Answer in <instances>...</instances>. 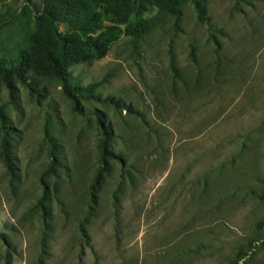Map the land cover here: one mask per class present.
Returning a JSON list of instances; mask_svg holds the SVG:
<instances>
[{"label":"rangeland","instance_id":"obj_1","mask_svg":"<svg viewBox=\"0 0 264 264\" xmlns=\"http://www.w3.org/2000/svg\"><path fill=\"white\" fill-rule=\"evenodd\" d=\"M41 2L6 0L0 21ZM208 17L153 10L142 40L72 67L97 85L81 112L56 79L39 101L0 83L18 168L0 158V264H264V0H208ZM100 122L116 159L96 185Z\"/></svg>","mask_w":264,"mask_h":264},{"label":"trees","instance_id":"obj_2","mask_svg":"<svg viewBox=\"0 0 264 264\" xmlns=\"http://www.w3.org/2000/svg\"><path fill=\"white\" fill-rule=\"evenodd\" d=\"M5 1L0 0V5ZM187 2L193 4L199 21H209L208 0H42L38 12L30 3L24 4L0 21V83L12 97L17 85H22L39 101L42 97L40 81L56 79L75 111L81 112L80 100L95 98L97 85L82 86L71 68L104 58L121 36L142 40L152 29L147 15L153 10L180 20L182 7ZM61 26L65 27V32ZM171 66L176 70L174 57ZM114 105L118 107L119 103ZM99 124L103 140L96 185L107 173L110 160L116 159L108 149L109 132L102 122ZM0 129V158L15 179L18 168L13 142L17 130L3 112L0 113ZM46 131L51 140L49 128ZM50 143L49 172L54 173L59 168V155L55 143L52 140ZM260 199L264 201V187ZM247 256L246 253L238 255L234 264H243Z\"/></svg>","mask_w":264,"mask_h":264}]
</instances>
